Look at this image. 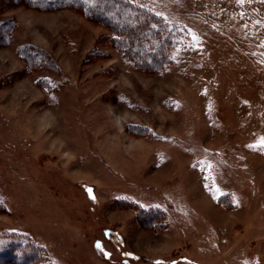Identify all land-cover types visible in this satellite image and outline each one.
<instances>
[{"label": "rangeland", "instance_id": "1", "mask_svg": "<svg viewBox=\"0 0 264 264\" xmlns=\"http://www.w3.org/2000/svg\"><path fill=\"white\" fill-rule=\"evenodd\" d=\"M128 1L180 30L157 72L72 7L0 0V236L53 264H264V0ZM133 202L171 257L124 236L153 248Z\"/></svg>", "mask_w": 264, "mask_h": 264}, {"label": "trees", "instance_id": "2", "mask_svg": "<svg viewBox=\"0 0 264 264\" xmlns=\"http://www.w3.org/2000/svg\"><path fill=\"white\" fill-rule=\"evenodd\" d=\"M24 4L46 11L72 7L87 18L101 22L112 31L108 41L130 57L136 67L148 72L159 70L160 60L166 57L167 49L173 45V38L180 36L179 29L162 25L147 8L128 0H24ZM20 52L26 58L35 54L38 58L41 56L39 52L29 51L28 47ZM128 202L125 200V203ZM132 204L134 206L131 208L137 212L136 221L140 226L153 231L164 229L166 220L163 210L138 207L134 202ZM0 264L53 262L48 258L44 246L33 239L10 235L0 236Z\"/></svg>", "mask_w": 264, "mask_h": 264}, {"label": "crops", "instance_id": "3", "mask_svg": "<svg viewBox=\"0 0 264 264\" xmlns=\"http://www.w3.org/2000/svg\"><path fill=\"white\" fill-rule=\"evenodd\" d=\"M202 182V181H201ZM206 184H208V183H206ZM206 184H203L204 186L206 185ZM202 190V189H201ZM202 193H203V191H202ZM210 198V197H209ZM217 198H216V196H214L213 198H211L210 199V201L214 204V205H212V206H218V207H221L220 205H218V204H216V203H214L215 201L214 200H216ZM206 200H209L208 199V197L206 198ZM237 205H233V206H231V207H225V206H222V207H224L225 209H231V208H233V207H236ZM234 212H236V211H234ZM126 220H128V225H127V230H126V232H123L124 233V236L128 239V241L131 243V246L134 248V250L137 252V253H139V255L141 256V257H143V258H147V259H149V260H161V258L163 259V257L165 258V257H171L173 254H174V252H176V250H177V248H176V246H174V244L171 246V247H169V248H167V249H160V246L163 244V243H165L166 241L164 240V238H167L166 236H165V234H164V232L166 231V229H161V230H158V231H155L154 233H152L151 234V240L153 241V248L151 249V248H147V246H146V240L147 239H150V234L148 235L145 231H144V229H140V228H138V225L136 224V226L135 227H133V228H131V230H132V233H129V231H128V229H129V227H130V223H131V218H129V216L127 215L126 217ZM133 219V218H132ZM134 222V221H133ZM134 224V225H135ZM168 225H169V222H168ZM158 234L159 233V235L162 237V238H157L156 236L157 235H155V234ZM155 235V236H154ZM238 240L237 239H235L234 241H233V243H236ZM157 247L160 249L159 251L157 250ZM151 250V251H150ZM166 254V255H165ZM165 255V256H164ZM232 264V263H231Z\"/></svg>", "mask_w": 264, "mask_h": 264}, {"label": "snow or ice", "instance_id": "4", "mask_svg": "<svg viewBox=\"0 0 264 264\" xmlns=\"http://www.w3.org/2000/svg\"><path fill=\"white\" fill-rule=\"evenodd\" d=\"M238 3H243L244 0H237ZM157 15H159V13H157ZM249 147H253V148H260L262 151H264V136H261L257 143L253 144V145H249ZM159 264V262H158Z\"/></svg>", "mask_w": 264, "mask_h": 264}]
</instances>
